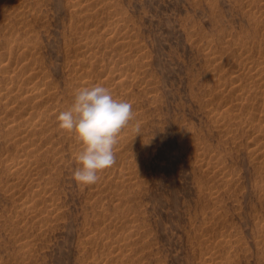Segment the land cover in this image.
Instances as JSON below:
<instances>
[{"label":"rangeland","instance_id":"1","mask_svg":"<svg viewBox=\"0 0 264 264\" xmlns=\"http://www.w3.org/2000/svg\"><path fill=\"white\" fill-rule=\"evenodd\" d=\"M263 56L264 0H0V264H264ZM93 86L135 119L81 185Z\"/></svg>","mask_w":264,"mask_h":264},{"label":"clouds","instance_id":"2","mask_svg":"<svg viewBox=\"0 0 264 264\" xmlns=\"http://www.w3.org/2000/svg\"><path fill=\"white\" fill-rule=\"evenodd\" d=\"M134 119L132 103L114 99L106 87L93 86L75 93L72 107L60 112L57 120L61 130L74 133L83 145L76 156L79 167L73 173L78 184L97 183L98 173L116 164L114 147ZM133 131L135 137L141 134L138 123Z\"/></svg>","mask_w":264,"mask_h":264},{"label":"bare ground","instance_id":"3","mask_svg":"<svg viewBox=\"0 0 264 264\" xmlns=\"http://www.w3.org/2000/svg\"><path fill=\"white\" fill-rule=\"evenodd\" d=\"M98 2V1H97ZM97 5V4H96ZM124 42H126L127 43V41H124ZM135 42V41H134ZM125 44V43H124ZM127 45H128V43H127ZM246 51V50H245ZM244 51V52H245ZM248 52V51H247ZM246 55V54H245ZM262 57V56H261ZM264 57V56H263ZM254 58V57H253ZM264 59H262V61H263ZM245 62H246V60H245ZM259 63H261V62H259ZM247 65V64H246ZM242 66V65H241ZM247 67V66H246ZM243 69V68H242ZM248 69L250 70H252V72L253 71H255L256 73V75H258V78L262 81V80H264V62H263V64H258L257 66H255V67H253V66H250V67H248ZM239 73V72H238ZM255 77V76H254ZM237 79V78H236ZM258 79V80H259ZM236 81V80H235ZM253 83V82H252ZM249 85V84H248ZM238 87V86H237ZM242 90V89H241ZM252 90V89H251ZM260 95V94H259ZM249 96V95H248ZM247 95H240V97H238V104L240 103V104H242V103H246V106H247V102L248 103H250V100H249V98H251L250 96L248 97ZM252 104H253V102H252ZM251 104V105H252ZM239 107V106H238ZM258 107V106H257ZM261 108V107H260ZM250 109V108H249ZM262 109V108H261ZM37 119V118H36ZM43 120V119H42ZM33 121H35L34 119H33ZM39 122L37 121L36 123H34V124H31L30 126H31V129H34V128H37L38 127V124ZM41 124V123H40ZM36 134V133H35ZM32 135H33V133H32ZM28 136V135H27ZM120 139H118V141H119ZM122 140V139H121ZM120 140V141H121ZM122 144V143H121ZM257 149V148H256ZM259 149V148H258ZM257 151V150H256ZM263 155H264V153H263ZM39 158V157H38ZM16 172V171H15ZM14 172V173H15ZM123 237V236H122ZM121 239V238H120ZM118 240H119V238H118ZM122 240V239H121Z\"/></svg>","mask_w":264,"mask_h":264}]
</instances>
